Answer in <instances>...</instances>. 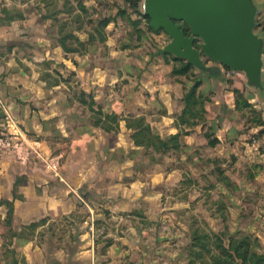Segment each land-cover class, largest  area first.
Listing matches in <instances>:
<instances>
[{
	"label": "crops",
	"instance_id": "0c3cea01",
	"mask_svg": "<svg viewBox=\"0 0 264 264\" xmlns=\"http://www.w3.org/2000/svg\"><path fill=\"white\" fill-rule=\"evenodd\" d=\"M138 29L144 18L125 0H0V264H188L210 156L229 184L264 193V135L237 125L233 92L207 83V125L182 123L193 81L171 72L175 54L144 49ZM202 61L192 65L206 91L214 70ZM245 76L249 101L264 100L261 82ZM143 125L163 139L178 133V145L160 152L137 141ZM205 210L198 218L211 217Z\"/></svg>",
	"mask_w": 264,
	"mask_h": 264
},
{
	"label": "water",
	"instance_id": "95a60500",
	"mask_svg": "<svg viewBox=\"0 0 264 264\" xmlns=\"http://www.w3.org/2000/svg\"><path fill=\"white\" fill-rule=\"evenodd\" d=\"M149 25L170 40L157 53L170 52L198 67L202 55L246 73L260 84L262 40L253 31L251 0H143ZM183 24L189 27L186 34ZM200 38L199 48L194 41Z\"/></svg>",
	"mask_w": 264,
	"mask_h": 264
},
{
	"label": "rangeland",
	"instance_id": "374dc122",
	"mask_svg": "<svg viewBox=\"0 0 264 264\" xmlns=\"http://www.w3.org/2000/svg\"><path fill=\"white\" fill-rule=\"evenodd\" d=\"M253 5L255 6V15H254V23H253V31L254 33L261 38L262 40V48L264 49V0H252ZM143 2V0L141 1ZM142 11H143V6H142ZM133 12V11H132ZM136 13V12H133ZM132 24L135 26L132 22ZM148 20L147 18H144V31H140L138 29L137 34L138 38L141 37V35H144V38L147 39V42H144V49L149 50L150 52L156 51L159 47H161L165 42H168L170 40V37L168 36L167 33H165L162 29L155 31L152 28L148 27ZM186 25V24H184ZM187 26V25H186ZM164 33V36H161ZM196 42L199 44L201 42L200 38L195 39ZM134 41V40H133ZM143 40L140 42H131V44L137 46H142ZM263 64H262V70H261V85L264 89V53H263ZM202 58L204 59L205 63L208 66H217L219 69L217 72L215 71H208L207 72V77L205 79V86L204 88L206 91H200L202 92V95L205 97H209L212 93L215 91H211V88L207 83H216L218 86L216 91L220 92L222 89L223 90H231L232 89H239L243 95L245 96H250L251 97V85H249V88L246 86V76L245 72L241 70H233L230 67L226 68L222 63L213 61L206 55H202ZM195 69L192 68L191 72H188L186 74V79L190 80L191 82L195 81L196 79L200 80L199 75L202 74V70H196L198 72H194ZM240 86H236V85ZM203 85V84H202ZM203 87V86H201ZM223 87V88H222ZM242 88V89H241ZM203 89V88H202ZM248 89V90H247ZM253 102H251L250 108H245V110H240L236 109L235 107L231 112L233 113V117L236 120L237 125H239L240 129L244 130L245 133L249 134V137H255L258 134L264 135V123L262 124H257L259 120L264 121V111L261 109L262 104H264V100L260 99L258 96H254ZM235 99V95H234ZM263 100V101H262ZM212 100L208 101L211 102ZM206 104V103H205ZM206 112V109H205ZM223 114H225L223 112ZM205 115V113H204ZM208 115L213 116L214 111L213 109L208 110ZM220 116V112H219ZM206 118V117H205ZM205 125H207L206 121L204 122ZM252 128V129H251ZM251 132H248L249 130ZM211 132L210 137L213 138L215 137V133L212 131V127L209 126L207 127V130ZM205 131V132H206ZM251 139V138H250ZM208 162L207 164V169L209 167H215L214 173L212 175L208 176V182H207V188L208 189V201L206 203H202L201 207L198 203H194L192 206L193 212H192V217L190 219V227L191 229H198V230H204V231H220L226 228L231 233H235L237 235L240 234H249L252 237H256L257 242L259 246L257 247L258 251L264 252V233H261V235H256L255 233L251 232V227H255L256 229H259V227L264 226V193L262 192H255L256 187H251L247 188L245 185L240 186V189L237 186H233L231 184L227 185L226 189L228 190L231 195L239 197L240 201L232 202L226 198L224 193L219 189V187L215 186L214 179H217L218 177V170H222V164H221V159H219L216 156H210L208 157ZM227 161H224V167L229 166L231 161L229 160V157H226ZM230 171V170H227ZM233 175H236L235 177L238 180H242V178L248 177L251 178L250 173H236L231 171ZM223 174V173H222ZM248 174V175H247ZM211 183L214 186H211ZM241 183V182H240ZM255 184V183H253ZM264 192V191H263ZM194 194V192H193ZM258 196V197H257ZM235 205L236 210H231L233 206ZM208 211V213H211V217L209 218H198L199 216L196 215V212H201L204 213V210ZM204 209V210H203ZM205 210V211H206ZM212 214H218L222 215V218L215 219L217 217H213ZM233 214L237 215L234 216ZM259 214H261L259 216ZM202 219V220H201ZM221 222L223 223V229H220L221 227ZM191 236V234H190ZM190 236H189V241L187 242V247L190 244ZM210 256L209 253H205V259H208ZM196 264H201L198 261L195 262Z\"/></svg>",
	"mask_w": 264,
	"mask_h": 264
},
{
	"label": "trees",
	"instance_id": "16d2710c",
	"mask_svg": "<svg viewBox=\"0 0 264 264\" xmlns=\"http://www.w3.org/2000/svg\"><path fill=\"white\" fill-rule=\"evenodd\" d=\"M128 7L136 12L143 18L149 17L140 10L141 0H125ZM107 20V18H106ZM134 24L137 21L131 20ZM149 28L155 31L161 28L154 29L147 24ZM183 29L186 34L190 33L189 27L183 24ZM195 47L199 48V44L194 41ZM177 62L173 65L171 72L173 74H187L191 72L193 65L187 62L181 57H173ZM223 64V63H222ZM226 68L228 66L223 64ZM217 72L218 67L213 66L212 68ZM201 84V80L196 79L193 84L188 88L183 94L184 106L179 114V119L182 123H186L190 128L195 127L198 124H203L206 121L205 118V103L211 100V95L205 97L202 92L198 90ZM235 95L234 107L236 109L245 110V108H250L251 102L249 101L250 96H245L243 93L235 88L232 89ZM264 123L263 120H259L257 124ZM188 132V131H186ZM206 136L208 139V145L214 146L218 142L217 137H210L211 132L206 131ZM178 136L176 133L172 135L169 139H163L158 135H152L148 126L143 125L138 131L137 141L145 144L146 146L153 145L160 152H166L172 146L178 145ZM215 136V135H214ZM221 175L222 180L228 185L230 183L228 177L222 174L221 170H218ZM9 203L8 201L6 202ZM190 244L187 247L188 251V264H196L199 262L201 264H264V252L258 251L259 246L256 237H252L249 234H233L224 228L220 231H204L194 229L190 236ZM205 253H209L208 259H205Z\"/></svg>",
	"mask_w": 264,
	"mask_h": 264
}]
</instances>
